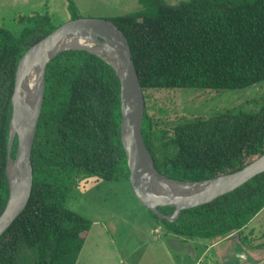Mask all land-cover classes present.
<instances>
[{
	"label": "trees",
	"instance_id": "16d2710c",
	"mask_svg": "<svg viewBox=\"0 0 264 264\" xmlns=\"http://www.w3.org/2000/svg\"><path fill=\"white\" fill-rule=\"evenodd\" d=\"M136 11L111 20L126 36L143 94L167 88L242 89L264 80V0H137ZM70 19L80 17L67 0ZM17 32L0 26V213L6 176L10 98L17 63L27 48L58 25L50 16H19ZM142 137L155 169L195 181L234 172L264 153V99L257 111L227 109L211 117L159 127L144 94ZM120 82L112 67L85 50L58 53L47 65L31 152L29 201L0 236V264H76L92 221L66 206L76 179L117 181L129 176L120 140ZM14 138L11 158L16 153ZM171 214L173 207H159ZM264 209V172L216 200L183 210L169 232L191 239L237 233L253 244L249 223ZM264 264V263H263Z\"/></svg>",
	"mask_w": 264,
	"mask_h": 264
},
{
	"label": "rangeland",
	"instance_id": "374dc122",
	"mask_svg": "<svg viewBox=\"0 0 264 264\" xmlns=\"http://www.w3.org/2000/svg\"><path fill=\"white\" fill-rule=\"evenodd\" d=\"M165 1L168 4H177L185 0ZM73 2L78 6L81 18L110 19L140 8L137 0ZM33 12L41 15L47 13L55 25H61L70 19L67 0H0V26L17 32L23 25L18 21L19 16ZM144 94L148 115L159 127L171 128L183 119L208 118L227 109L257 111L264 99V80L242 89L167 88L146 90ZM76 180L66 206L92 221L85 236L84 250L90 249L93 252L91 260L84 262L87 251H83L77 264H236V259L217 263L213 251H208L200 259L202 245H196V250L192 245H183L178 252L169 238L160 235L158 240H153L158 235L154 230L155 225L165 227L138 201L132 192L129 179L105 181L81 175ZM255 221L250 227L254 230L250 237L253 238V244H258L264 224V211ZM236 238L234 236L233 239ZM240 248L243 249L241 246ZM255 250L260 251L258 256H250L251 260L244 257L243 263L239 264H257V260L262 261L264 247H253L250 251L248 246L244 247L245 254H253L251 251Z\"/></svg>",
	"mask_w": 264,
	"mask_h": 264
},
{
	"label": "water",
	"instance_id": "95a60500",
	"mask_svg": "<svg viewBox=\"0 0 264 264\" xmlns=\"http://www.w3.org/2000/svg\"><path fill=\"white\" fill-rule=\"evenodd\" d=\"M93 33H97V42L106 43L108 49L111 48L117 55L118 68L99 53L84 48H60V43L66 40L92 37ZM67 50H85L96 54L115 71L120 82V140L126 156L130 186L138 201L160 219L174 222L183 210L208 204L264 172L263 153L239 170L203 180L181 181L160 174L142 137L144 94L126 36L109 19L78 17L58 25L27 48L17 63L8 129L6 176L9 192L0 213V236L20 216L29 201L33 183L31 152L43 103L46 67L58 53ZM32 65L35 66L37 86L27 104L29 116H26L20 107V99ZM14 138L17 140L16 153L11 158ZM11 162L15 164V169L9 176ZM159 207H173L174 210L167 215ZM263 263L264 259L259 264Z\"/></svg>",
	"mask_w": 264,
	"mask_h": 264
},
{
	"label": "crops",
	"instance_id": "0c3cea01",
	"mask_svg": "<svg viewBox=\"0 0 264 264\" xmlns=\"http://www.w3.org/2000/svg\"><path fill=\"white\" fill-rule=\"evenodd\" d=\"M78 11H79V8H78ZM263 211H264V209L260 213H258V215L249 223L250 227L252 226V224L254 222H256L255 219H257V217H259V215ZM155 227H156L154 229L155 233L158 234V235L153 237V240H155V241L158 240L160 235H162V237H164V238H169L171 240V241L170 240L169 241L174 244L172 246L176 245V248H177L178 252L182 249L183 245H186L187 247L189 245H192V248L194 250L197 249L198 245H202L203 246V251H201V255L199 257L200 259L203 256H205V254H208V251H213L214 252V256H215V261L217 263L219 261H221V262H229L230 259H236V264H239L240 262L244 261V257L247 258L248 260H251L250 256H253V258H255L256 255L258 256V253L260 254V251L258 252L256 250L255 251H251L253 254H250V252L245 254L244 253V247L245 246L242 245V243L240 244L238 238H236L235 240L233 239L234 236H236L237 233H232V234H229L228 236L217 237V238H213V239H197V238L191 239V238H186V237H183V236L176 235V234H174L172 232H169L165 228L160 226L159 224H156ZM172 241H174V242H172ZM184 243H186V244H184ZM240 246L243 249H241ZM85 247H86V242L84 241V245H83V247H82V249H81V251H80V253L78 255L76 264L79 263L80 258L83 256V254H82L83 251H87V254H86L87 256H86L84 262L88 261V259L91 260L90 258L92 256L93 252H91L90 249L84 250V249H86ZM248 248H249V251H250V249H252L250 247H248ZM195 254L196 253H194V251H193V256H195ZM238 259H240V260H238ZM237 260H238V262H237ZM260 262H261V260H257V264H259ZM195 264H197V262Z\"/></svg>",
	"mask_w": 264,
	"mask_h": 264
},
{
	"label": "bare ground",
	"instance_id": "6f19581e",
	"mask_svg": "<svg viewBox=\"0 0 264 264\" xmlns=\"http://www.w3.org/2000/svg\"><path fill=\"white\" fill-rule=\"evenodd\" d=\"M95 36H97V33H93L92 37H82L78 39L66 40L65 42L60 43V48H64V47L84 48L92 52L99 53L100 55L105 57L109 62H111V64H113L116 68H118L119 59L117 55L114 53V51L111 48L108 49L106 43L97 42ZM53 47L56 46L54 45ZM35 74H36L35 66L32 65L30 67V73L28 76V82L26 88L20 99V107H22V110L24 111L26 116H29V110L27 104L29 102L30 97H32V95L34 94L37 86ZM14 169H15V164L11 162L8 169L9 176H12Z\"/></svg>",
	"mask_w": 264,
	"mask_h": 264
}]
</instances>
